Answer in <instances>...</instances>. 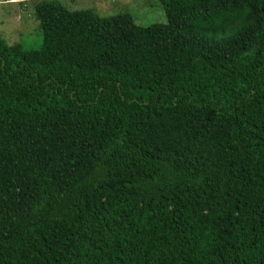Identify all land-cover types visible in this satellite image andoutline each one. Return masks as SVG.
Returning <instances> with one entry per match:
<instances>
[{"label":"trees","instance_id":"1","mask_svg":"<svg viewBox=\"0 0 264 264\" xmlns=\"http://www.w3.org/2000/svg\"><path fill=\"white\" fill-rule=\"evenodd\" d=\"M158 1L0 37V264H264V0Z\"/></svg>","mask_w":264,"mask_h":264},{"label":"rangeland","instance_id":"2","mask_svg":"<svg viewBox=\"0 0 264 264\" xmlns=\"http://www.w3.org/2000/svg\"><path fill=\"white\" fill-rule=\"evenodd\" d=\"M37 0H0V37L8 44L22 43L26 49L41 45V34L33 15ZM68 10L91 9L101 17L128 13L141 25L165 23L158 0H61ZM30 4V5H29Z\"/></svg>","mask_w":264,"mask_h":264}]
</instances>
